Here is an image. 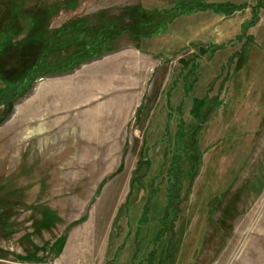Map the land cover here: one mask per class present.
Instances as JSON below:
<instances>
[{"label":"rangeland","instance_id":"374dc122","mask_svg":"<svg viewBox=\"0 0 264 264\" xmlns=\"http://www.w3.org/2000/svg\"><path fill=\"white\" fill-rule=\"evenodd\" d=\"M137 242L264 264V0H0V264Z\"/></svg>","mask_w":264,"mask_h":264},{"label":"trees","instance_id":"16d2710c","mask_svg":"<svg viewBox=\"0 0 264 264\" xmlns=\"http://www.w3.org/2000/svg\"><path fill=\"white\" fill-rule=\"evenodd\" d=\"M225 6H232L231 8H238V6H234L233 4H226ZM133 8V7H132ZM220 8H221V6H220ZM131 9V7H129L127 10H130ZM100 13H103V16H104V12H100ZM126 14V13H125ZM94 15H96V14H94ZM97 18H98V16H96ZM121 17H123V16H121ZM45 40V39H44ZM46 42H48V43H50L49 41H50V39L48 38V40H45ZM46 45V44H45ZM94 58H98V57H92L91 59H94ZM88 59H90V57L89 58H85V59H83V60H80V61H78V62H72V64H70L69 66H71V65H74L73 67H77V65H78V63L80 64V63H82V61H86V60H88ZM68 62H70V61H68ZM79 66V65H78ZM33 66L31 67V68H28V69H26V71H25V75L23 76V77H21V79L18 81V83H20L21 81L22 82H24V81H26L28 78H30V77H32L31 75L33 74ZM32 73V74H31ZM31 74V75H30ZM227 77V76H226ZM23 78V79H22ZM226 79V78H225ZM6 94H8V93H6ZM166 103H167V101H166ZM178 107V106H177ZM195 107H193V109H190V111H191V115H192V117H194V112H197L198 111V109L196 110V109H194ZM177 109L178 108H176V111H177ZM169 114V113H168ZM202 115H203V117L205 116L204 115V113H202ZM166 120L167 121H165L164 123H162V121H164V119L163 120H161V124L158 126V127H156V128H153V125L154 124H152V128L153 129H166V131L168 130V127L167 126H165L166 124H168L169 122L168 121H170V116L167 118L166 117ZM196 125H194V127H196V129H198L199 127H200V125H201V120L199 121L198 120V117L196 116ZM148 128H151V127H148ZM194 141V140H193ZM177 187V186H176ZM175 188V185H173V187H171V188H168L167 190H166V195H165V200H166V203H164V207L162 208V213L158 216V218L156 219V222H157V228H158V226H160L161 227V225H160V222L162 221V219L164 218V217H166L167 216V213H168V206H169V204H171V201H174V194L173 195H171V193L174 191V190H176V189H174ZM170 191H171V193H170ZM154 193H156V192H153V193H150L149 194V196H153L154 195ZM128 197H129V195H128ZM147 201H149V199L147 200ZM177 204V203H176ZM146 209H145V211L144 212H142V214H143V217H145V215H146ZM179 211H180V208H179V206L178 205H174V209H173V213H174V216L172 217V218H170V220H169V222L171 223V224H174L173 222H175L176 221V219H177V216H178V213H179ZM144 227V226H143ZM161 231L158 229L157 230V232H156V235H155V237H154V239H152L151 240V242L153 241V243H156L157 241H158V239H157V237L159 238V237H161V233H160ZM171 237L169 238V241H166V251L165 252H167L168 251V244H170L171 245ZM168 243V244H167ZM139 242H137V244L135 243L134 244V249L132 250V252H131V254L130 255H128V251H129V249L131 248V245L130 244H125L124 245V243L123 244H120L117 248H116V250L115 251H113V253H112V256L116 259V261H117V259H118V261L120 260V261H124V259H126V257L127 258H129L130 260L132 259H138V261H137V264H139L141 261H143L142 259H140V257H138V256H136V255H138V253H139ZM111 246H113L112 245V243H111ZM111 246H110V248H111ZM111 252V251H110ZM166 254V253H165ZM117 257V258H116ZM147 260H149V259H147ZM162 260H164V257H163V259ZM162 260L160 261V264H162ZM149 264H151V262H148ZM147 263V264H148ZM158 263V262H157Z\"/></svg>","mask_w":264,"mask_h":264},{"label":"crops","instance_id":"0c3cea01","mask_svg":"<svg viewBox=\"0 0 264 264\" xmlns=\"http://www.w3.org/2000/svg\"><path fill=\"white\" fill-rule=\"evenodd\" d=\"M108 58H110V57H108Z\"/></svg>","mask_w":264,"mask_h":264}]
</instances>
